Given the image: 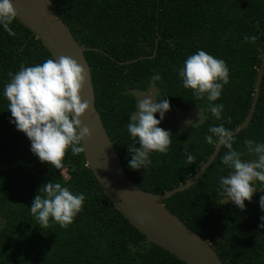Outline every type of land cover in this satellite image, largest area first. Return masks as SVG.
<instances>
[{
	"label": "trees",
	"instance_id": "1",
	"mask_svg": "<svg viewBox=\"0 0 264 264\" xmlns=\"http://www.w3.org/2000/svg\"><path fill=\"white\" fill-rule=\"evenodd\" d=\"M51 1L79 44L99 49L85 52L96 108L126 174L142 190L163 194L185 184L216 148L205 140L209 127L223 124L234 131L246 119L264 53V0ZM10 27L15 36L0 26V264H186L149 242L116 209L87 166L84 152L74 156L69 149L60 169L32 153L30 140L10 122L3 92L9 73L53 57L17 19ZM246 36H255V42H245ZM199 50L222 59L229 69V83L214 102L197 99L179 78L187 57ZM157 73L161 80L154 87L156 100L170 102L167 113L196 109L203 112L204 120L183 131L168 130L172 141L168 151L151 153L147 168L133 170L128 166V145L133 141L126 130L136 111L133 91L151 89V77ZM209 103L224 106L220 120L208 111ZM245 139L264 143V77L248 128L234 136L233 148L244 153L243 160H253ZM226 151L222 147L196 185L164 204L211 243L223 264H264V210L259 204L264 183L254 182L256 193L251 202L245 201L244 210L224 202L226 197L217 189L220 178L230 171L222 164ZM187 153L195 157L191 163ZM51 181L86 197L67 227L50 219L47 228H40L31 215L34 197Z\"/></svg>",
	"mask_w": 264,
	"mask_h": 264
},
{
	"label": "clouds",
	"instance_id": "2",
	"mask_svg": "<svg viewBox=\"0 0 264 264\" xmlns=\"http://www.w3.org/2000/svg\"><path fill=\"white\" fill-rule=\"evenodd\" d=\"M16 18L17 11L11 0H0V26L10 36L16 35L10 27ZM255 40V36L245 37V42L254 43ZM178 74L185 89L192 90L197 99L206 97L209 102L217 101L223 86L229 83L226 63L203 50L188 56ZM9 77L10 82L5 85L3 95L9 102L10 122L30 140L32 153L42 163L60 169L69 149L74 156L85 151L82 142L91 137L92 131L83 126L81 120L90 108L81 96L86 83L85 69L81 64L68 56L48 58L42 64L21 65L19 71L9 73ZM160 80L158 73L153 75L151 87L154 88ZM169 110L167 99L157 101L150 92L137 100L136 111L126 124L133 141L128 145L131 156L129 168H147L151 164V153L168 151L171 133L159 125ZM208 111L220 120L224 106L209 103ZM157 113L159 119L156 118ZM192 122L188 120L185 123L188 126ZM208 132L210 135L205 137L207 143H215L227 150L222 164L230 169L228 175L220 178L217 192L244 210L245 201L251 202L256 193L254 182L264 183V143L245 139L243 144L247 154L255 156V159L245 161L242 159L244 153L233 148L231 129L220 124L209 127ZM194 159L191 153H187L188 163ZM85 199L84 194H74L61 183L51 181L41 186L30 212L40 228H47L50 219L61 227H67L81 211ZM259 204L264 210V195H261Z\"/></svg>",
	"mask_w": 264,
	"mask_h": 264
},
{
	"label": "water",
	"instance_id": "3",
	"mask_svg": "<svg viewBox=\"0 0 264 264\" xmlns=\"http://www.w3.org/2000/svg\"><path fill=\"white\" fill-rule=\"evenodd\" d=\"M11 2L17 11L16 19L41 41L53 58L71 57L85 69L86 83L81 96L83 101L89 103L90 108L81 120L83 126L91 129L92 135L82 142L85 148L84 156L87 166L109 201L149 242L172 253L184 263L223 264L211 243L187 227L164 204L165 200L175 194L196 185L222 147L216 145L208 161L185 184L163 194L142 190L126 174L115 144L96 108L92 72L85 52L99 49L83 47L79 44L70 28L59 17L57 8L51 0H11ZM155 55L156 52L153 56ZM261 59L250 111L244 122L233 131L234 136L247 129L254 116L264 77V53ZM129 63L131 61L123 64Z\"/></svg>",
	"mask_w": 264,
	"mask_h": 264
},
{
	"label": "rangeland",
	"instance_id": "4",
	"mask_svg": "<svg viewBox=\"0 0 264 264\" xmlns=\"http://www.w3.org/2000/svg\"><path fill=\"white\" fill-rule=\"evenodd\" d=\"M149 92L153 96V99L156 100V96L158 92V89L156 88H151L146 92L136 90V91H133V94L136 96L138 100L142 97V94L149 93ZM188 120H191L193 122L187 126L185 122ZM203 120H204L203 112L201 110H196V109L191 110V111H181V112H177L173 114L165 113V117L163 120V126L161 128L166 131L171 130V129L183 131L190 126H196L200 124ZM62 175L64 179H66L68 176L66 171H64ZM253 187L255 188L254 184H253ZM227 201H228L227 198H225L224 202H227ZM2 224H3V220L0 218V226Z\"/></svg>",
	"mask_w": 264,
	"mask_h": 264
}]
</instances>
